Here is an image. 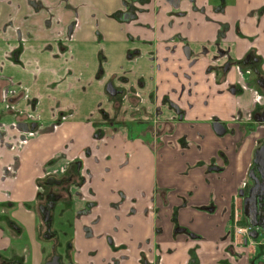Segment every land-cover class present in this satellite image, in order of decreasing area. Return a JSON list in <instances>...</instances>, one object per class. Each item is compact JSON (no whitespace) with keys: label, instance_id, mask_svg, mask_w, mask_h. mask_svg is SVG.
I'll return each mask as SVG.
<instances>
[{"label":"crops","instance_id":"0c3cea01","mask_svg":"<svg viewBox=\"0 0 264 264\" xmlns=\"http://www.w3.org/2000/svg\"><path fill=\"white\" fill-rule=\"evenodd\" d=\"M161 1L154 6L155 21L143 15L131 26L126 0H0L3 69L7 46L19 42L29 44L28 53L47 44L46 56L31 53L32 64L24 63L42 66L50 63L49 52H55L50 45L57 42L86 51L89 61L102 44L117 55L119 64L137 48L146 54L148 63H141L151 79L141 89L147 105L137 113L143 114L142 120L147 116L157 122L149 124V131L165 134L163 144L161 139L148 144L129 139L133 142L128 145L126 126L99 130L102 126L85 121L89 112L62 122L40 119L34 129L2 112L0 253L22 246L38 257H30V264H44L48 248L31 235L35 221L23 243L10 240L5 222L15 219L16 211L25 217L28 211L34 218L24 203L39 198L37 182L62 174L73 163L80 177L90 178L83 183L86 189L77 185L80 192L70 188L76 184L69 186L77 248L73 242L74 252L72 241L66 247L74 263L141 264L156 259L159 264H264V239H255L256 253L247 257L241 254L247 247L237 243L239 237L232 238L230 227L232 199L245 184L254 151L264 140V91L253 69L240 62L256 55L264 73V0ZM147 22L158 32L154 40L146 34ZM171 32H181L184 39ZM137 34L148 38L133 43L130 36ZM214 120L225 126L223 135L215 133ZM98 131L119 132L120 139L98 151ZM62 232L60 243L67 239Z\"/></svg>","mask_w":264,"mask_h":264},{"label":"rangeland","instance_id":"374dc122","mask_svg":"<svg viewBox=\"0 0 264 264\" xmlns=\"http://www.w3.org/2000/svg\"><path fill=\"white\" fill-rule=\"evenodd\" d=\"M188 1L190 2V0ZM157 3L158 0H152V4L143 5L140 9L147 12L149 10L150 14L146 16H150L153 20L156 18L158 12L154 8V6H157ZM145 24H148V27H150L148 34L151 35L152 39L156 37L158 32H153L155 28L153 22ZM171 33L176 39H184L181 37V32ZM61 43L57 42L50 45V50L54 47L55 52L53 54L56 58L48 51L51 55L48 56L50 63H45V66L37 65L38 63L35 64L34 62L33 64L35 65H26L24 63L25 61L33 60H30L29 57L31 53H35L38 56H46L47 53L43 52V50H47L45 47L47 44H38L43 47V50H30L31 52L29 53V44L27 42H19L13 46H7L4 60L8 64L5 65V70L3 66H0V114L4 112L12 115L15 122H22L24 124L30 122L31 129H34V124L39 119L47 122H51L53 119L57 120L56 122H60L61 120L71 119L74 116L77 118L83 112H89L85 121L91 122L93 126H102L99 130H102L103 127H108L107 130H109L110 127L117 129L120 126H126V128H123V131L128 137V145L130 142H133L130 140L134 139H140L147 144L150 141L157 142V137L153 134V130L150 129L149 131L147 129L150 126L148 122H153V119L149 117L147 121L142 120L137 113L140 112L137 111V108H145L147 104L144 100L139 101V99L136 100L132 97V95L139 93L144 99L139 89L146 87L145 84L151 80L143 73L146 71V68L142 67L147 66L141 63V61L145 62L143 57H146V54L140 56V58L138 57L139 64H137L138 61H133L137 56V50L132 49L128 52L127 59L119 64L115 57L117 55H114V53L109 54L108 51L106 52L107 48H104L101 44L99 45L95 60L89 61L87 57L91 55L87 56L86 51L80 50V52H77V50L71 48V45V47L68 45L61 46ZM84 61L88 62V64L84 65ZM59 64L62 65L59 66ZM117 64L120 65L118 69L115 68ZM138 65V69L134 68V66ZM93 68L96 70H93ZM7 70H10V72H6ZM91 71L92 74H90ZM146 79H148L147 82H145ZM107 82H112L115 88L121 90L120 93L110 95L109 91L106 90ZM7 96L8 99L3 101V98ZM137 103L138 105H136ZM107 108L111 109L110 112H108L109 109ZM33 131H35L33 134L38 133L37 130ZM120 135L119 132L109 134L98 131L96 133L98 151L106 143L111 142L113 144L116 142V139H120ZM124 140L126 141V139ZM20 141L22 142L23 140L17 139L16 143ZM2 154L1 152L0 155ZM94 156L97 159V155ZM88 179L90 178L85 175L84 180L87 182L89 181ZM37 184L39 186L38 190L41 192L38 193L39 198L35 202L24 203V209L31 211L34 218H32V214L28 211L26 212L29 214L27 217L24 216L22 211H16L14 212L15 219H9L5 222L10 227V231L8 232L10 240L15 239V242L23 243L31 231L29 226L35 221L31 235L38 238L42 246L48 248V256L46 258L56 252L64 255L66 252L65 248L68 253V247H66L67 241L70 242L73 236L71 231V219H73L71 203L66 199L62 187L50 186L45 188L41 181H38ZM84 186L83 184L82 188L86 189ZM70 188L75 189L74 192L78 190L80 192L81 190V187L77 185H73ZM49 191L57 193L55 196H57L56 202L58 203L52 212V216H54L52 227L56 235L51 241L43 238L46 228L39 211V206L47 202L46 194ZM92 200L94 199L92 198ZM1 221L3 222V219ZM0 226L3 227L2 224ZM63 230L65 231L64 236L67 239H64L65 242L60 243L59 240L60 236H63ZM15 247H11L8 251L1 250L3 254L0 253V264H30V257L32 258L31 260L38 259L37 255L33 257L32 254L30 256L29 250H26V247ZM256 249L251 253L255 254ZM7 254L8 258L6 257Z\"/></svg>","mask_w":264,"mask_h":264},{"label":"flooded vegetation","instance_id":"af4514ba","mask_svg":"<svg viewBox=\"0 0 264 264\" xmlns=\"http://www.w3.org/2000/svg\"><path fill=\"white\" fill-rule=\"evenodd\" d=\"M169 1H171V0H163L161 2H163L162 5H165V3H169ZM146 4H152V0H146V3L144 1H139V0H126V3L124 4V8H125V11H127V13L130 15V19H129L128 24H131V26H134L135 24H138L137 20H140L143 15L150 14L149 10L147 12L146 10L140 9L143 5H146ZM149 17L150 16H147V18H146L148 21H155L156 20V18L152 20L151 17L150 18ZM146 34L148 35V32H146ZM143 35L146 37L145 34H143ZM144 36L141 37L139 34H137V35H131L130 38L132 39L133 43H139V42H142L143 40H145V39H142V38H145ZM149 36H151V35H149ZM135 50H137V56L136 57L140 58V56L143 55L142 51H139L137 48ZM248 60H249L248 62H250V61L257 62L259 60V67H260L261 59L258 56H256V55L252 56L251 55ZM260 70H261V68H260ZM108 84L111 85L112 89L115 92L114 94H110L108 92L110 95H116L118 92L120 93L121 90H118L117 88H115L113 86L112 82H107L106 90H107ZM259 84H264L263 78L257 81V85H259ZM139 90H141V89H139ZM127 97H129V96H127ZM132 97L136 100L139 99V101L144 100L139 93L132 95ZM7 99H8V96L3 98V101H5ZM136 105H138V103ZM263 110H264V107L262 108V111H261L262 112L261 117L263 119L260 122H264ZM137 111H141V109L138 108ZM142 115L143 114L140 115L141 119H143ZM148 119H149V117L146 116V118L144 120L147 121ZM66 120H68V119H66ZM66 120H61V122L66 121ZM39 121H40V119L38 121H36V123L34 124L35 127H37V124ZM154 122H155V120H153V122L152 121L148 122V124H151V126L154 127L157 124V122L155 124H154ZM214 122H219V121L214 120ZM17 123H20V122H17ZM29 123L26 125H29ZM223 127L225 128L224 125H223ZM225 131H226V128H225ZM157 133H158V131L153 132V134L156 135L157 140L161 139V141H162V136L165 134L160 136V135H157ZM263 144H264V140L261 141L258 144L257 148L255 149L254 155H253V160H252L253 162H252L251 167L249 168L247 176H246V182H245V184H243L242 187L239 188L237 194L235 195V197H233L232 202H231V219H230L231 236L233 239L236 236H237L236 239H238V237H239L240 239H239V241L237 240V243H240L241 246H245V248L247 247L246 249H244V251L241 252L242 255L246 254L247 257L250 254L253 255V253H251V252L256 249V243H254L255 239H258L260 237H262L264 239V194L256 192V193H254V195L252 197V191H253V188L255 187L254 186L255 185V179L257 178L258 180H261V177H260V174L258 171L260 165H258L256 162H254L255 153H256V150ZM0 154H1V151H0ZM1 158H2V155H0V160H1ZM70 164H72V163H70ZM70 164H69V166H70ZM76 166H77L76 172L79 176L78 165H76ZM67 169L62 174H60L58 176L55 174L47 175L39 181H41L43 183V187H45V188H48L50 186L62 187V189H63L62 191H64V193L66 195V199L69 200L71 205H72L73 203H72V201L70 199V195H69V186L71 184H76V185L83 184L85 181L84 180L85 175H84V177L79 176V179H80L79 183L72 182L69 185H67V187L65 188V182L63 180H61V177L65 174ZM38 187L39 186L37 185V189H38ZM55 194H57V193L52 192V191L47 192V194H46L47 195V200H46L47 202L45 204L39 206V211L41 213V217H42V220H43L45 228H46L44 234L47 233L48 231L53 233V236L50 238H44V236H43V238L47 241L53 240L55 238V235H56V233L52 227L54 224V216H52V212L54 211V209L58 205V203L56 202L57 196H55ZM58 195L60 196V194H58ZM47 208H49L48 214H46ZM46 215H48L47 219H45ZM71 241H72V249L75 252L76 251L75 248H77V246H75V240L73 239V236H72ZM73 242H74L75 248L73 246ZM80 251H82V250H80ZM44 264H76V263H74V261L67 254V252H65L64 255L62 253L56 252V253L51 254L50 257L46 258L44 260ZM141 264H159V260L156 261V259H155L151 262L141 260Z\"/></svg>","mask_w":264,"mask_h":264},{"label":"water","instance_id":"95a60500","mask_svg":"<svg viewBox=\"0 0 264 264\" xmlns=\"http://www.w3.org/2000/svg\"><path fill=\"white\" fill-rule=\"evenodd\" d=\"M226 67H228V65H226ZM107 91H109L110 94L115 93L110 84L107 85ZM263 114H264V110H263ZM213 129H214L215 133L218 135H222L225 132V128L219 122L213 123ZM254 162H256L258 165H260L258 171H259L261 180H258L257 178L255 179V185H254L255 187L253 188V191H252V197H253L254 193H256V192L264 194V190H263L264 189V144L261 145L256 150ZM48 210H49V208H47L46 214H48ZM47 217H48V215H46L45 219H47ZM43 236H44V238H50L53 236V233L48 231Z\"/></svg>","mask_w":264,"mask_h":264},{"label":"trees","instance_id":"16d2710c","mask_svg":"<svg viewBox=\"0 0 264 264\" xmlns=\"http://www.w3.org/2000/svg\"><path fill=\"white\" fill-rule=\"evenodd\" d=\"M242 62L241 65L242 66H247V67H251L255 73L256 76V80H260V79H264V74L263 72L260 70L259 67V60L257 62L254 61H250L248 63L243 62L242 60L240 61ZM258 87L264 91V84H259ZM76 168L77 166L75 164H70L69 168L67 169V171L65 172V174L61 177V180H63L65 182V188L67 187V185H69L72 182H80L79 176L76 172Z\"/></svg>","mask_w":264,"mask_h":264}]
</instances>
